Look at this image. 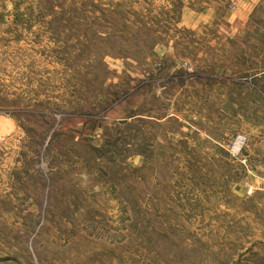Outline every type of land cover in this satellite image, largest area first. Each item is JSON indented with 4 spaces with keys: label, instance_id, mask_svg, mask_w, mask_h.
<instances>
[{
    "label": "rangeland",
    "instance_id": "374dc122",
    "mask_svg": "<svg viewBox=\"0 0 264 264\" xmlns=\"http://www.w3.org/2000/svg\"><path fill=\"white\" fill-rule=\"evenodd\" d=\"M0 264H264V0H0Z\"/></svg>",
    "mask_w": 264,
    "mask_h": 264
}]
</instances>
